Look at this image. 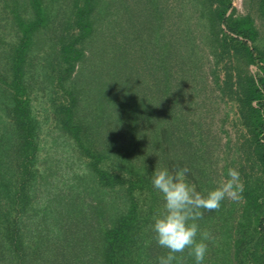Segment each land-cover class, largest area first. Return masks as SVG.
Segmentation results:
<instances>
[{
	"label": "trees",
	"instance_id": "trees-1",
	"mask_svg": "<svg viewBox=\"0 0 264 264\" xmlns=\"http://www.w3.org/2000/svg\"><path fill=\"white\" fill-rule=\"evenodd\" d=\"M172 1L0 0V264H156L160 166L197 191L238 170L196 239L204 264H264V0H186L195 23ZM208 55L244 128L221 173L197 112Z\"/></svg>",
	"mask_w": 264,
	"mask_h": 264
},
{
	"label": "clouds",
	"instance_id": "clouds-1",
	"mask_svg": "<svg viewBox=\"0 0 264 264\" xmlns=\"http://www.w3.org/2000/svg\"><path fill=\"white\" fill-rule=\"evenodd\" d=\"M186 169L171 172L166 166L155 167L150 178L163 204L151 217L150 230L156 243L168 250L158 257L156 264H181L176 254L189 249L195 264H204L207 253V233L197 240L202 209L215 210L226 198H236L243 191L240 173L235 168L227 169V177L217 186L197 191L186 179Z\"/></svg>",
	"mask_w": 264,
	"mask_h": 264
},
{
	"label": "rangeland",
	"instance_id": "rangeland-1",
	"mask_svg": "<svg viewBox=\"0 0 264 264\" xmlns=\"http://www.w3.org/2000/svg\"><path fill=\"white\" fill-rule=\"evenodd\" d=\"M183 1V3L181 2ZM179 0V4L175 5L177 8L186 6L188 9L187 15L191 13H195L193 17L190 18L191 22H198V14L199 10H201V6H197L198 11L194 9L193 5L189 4L186 0ZM249 0H233V6L236 8L237 14H246L249 12ZM172 4L174 3L171 0ZM176 2V1H175ZM177 4V2H176ZM145 6V4H143ZM204 21V20H203ZM209 47L204 48L205 51H208ZM208 60L205 61L204 64V80L206 76V84L204 86V92L202 93V97L197 105V112L201 115L202 121L204 122V129L211 130L209 139L213 145V160L215 161V167L221 173L223 166L227 162H231L233 158H235V145L237 143L242 142L244 139V128L239 120V113L237 105L228 98H223L220 88H217L214 84V79L212 74L210 73V68L214 58L212 55H208ZM238 63L236 58H233L230 62L227 58L225 60L220 61L218 64V73L221 76V81L224 78V72L227 66L231 68L232 71H235ZM254 70V66H243L242 72L252 73ZM201 88V85H199ZM49 141V137L47 138V142ZM230 142V150L226 149L227 143ZM224 180V179H223ZM239 199L229 198V200Z\"/></svg>",
	"mask_w": 264,
	"mask_h": 264
}]
</instances>
